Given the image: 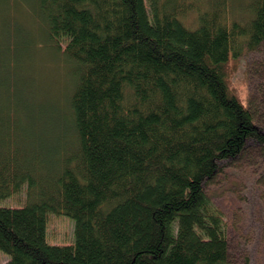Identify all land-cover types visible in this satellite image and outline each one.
<instances>
[{
  "label": "trees",
  "instance_id": "obj_1",
  "mask_svg": "<svg viewBox=\"0 0 264 264\" xmlns=\"http://www.w3.org/2000/svg\"><path fill=\"white\" fill-rule=\"evenodd\" d=\"M33 1L74 63L77 146L36 147L39 116L0 77V264H237L208 185L264 161L263 86L245 105L230 67L263 52L264 0H209L194 28L192 0ZM23 191L24 205H1ZM50 214L74 220L73 244L47 241Z\"/></svg>",
  "mask_w": 264,
  "mask_h": 264
},
{
  "label": "rangeland",
  "instance_id": "obj_2",
  "mask_svg": "<svg viewBox=\"0 0 264 264\" xmlns=\"http://www.w3.org/2000/svg\"><path fill=\"white\" fill-rule=\"evenodd\" d=\"M7 1L6 4L0 0V77L9 75L16 83L22 109L39 116L34 123L38 137L36 147L44 154L57 148L64 154L77 146L68 102L75 85L74 63L66 61L64 55L53 47L44 24L37 16L33 0ZM192 1L194 9L184 17L186 25L194 28L207 10L209 0ZM263 61L264 50H245L236 64L231 63L232 86L247 106L251 100L256 103V98L260 97V93H255L254 83H260L264 89L263 80L257 78L260 72L257 65ZM31 114L23 113L24 117H31ZM258 114L264 121L262 114ZM255 157L254 161L244 158L232 162L208 185V194L224 215L232 249L230 257L237 264H264V161ZM54 159L52 157V172L60 171L62 166H57ZM25 191L2 201L1 205H24ZM46 237L51 245L73 244L74 220L66 215L50 214ZM247 257L249 263L245 262ZM9 259L10 256L0 250V263Z\"/></svg>",
  "mask_w": 264,
  "mask_h": 264
},
{
  "label": "bare ground",
  "instance_id": "obj_3",
  "mask_svg": "<svg viewBox=\"0 0 264 264\" xmlns=\"http://www.w3.org/2000/svg\"><path fill=\"white\" fill-rule=\"evenodd\" d=\"M211 200H212V198H211ZM212 202H213V200H212ZM214 203V202H213ZM217 207V206H216ZM224 216V215H223Z\"/></svg>",
  "mask_w": 264,
  "mask_h": 264
}]
</instances>
